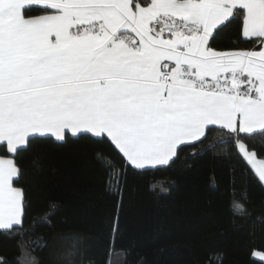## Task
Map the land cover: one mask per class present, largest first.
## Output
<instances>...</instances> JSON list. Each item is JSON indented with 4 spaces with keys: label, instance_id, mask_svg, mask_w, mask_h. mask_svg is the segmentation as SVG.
I'll use <instances>...</instances> for the list:
<instances>
[{
    "label": "snow or ice",
    "instance_id": "1",
    "mask_svg": "<svg viewBox=\"0 0 264 264\" xmlns=\"http://www.w3.org/2000/svg\"><path fill=\"white\" fill-rule=\"evenodd\" d=\"M226 32L235 40L223 46ZM210 131L264 187L250 146L264 143V0H0V232L23 234L19 157L37 142L106 146L120 164L97 159L119 195L130 171L170 167ZM33 244L17 264H38L47 242ZM128 254L113 239L107 264Z\"/></svg>",
    "mask_w": 264,
    "mask_h": 264
},
{
    "label": "trees",
    "instance_id": "2",
    "mask_svg": "<svg viewBox=\"0 0 264 264\" xmlns=\"http://www.w3.org/2000/svg\"><path fill=\"white\" fill-rule=\"evenodd\" d=\"M233 40L230 32L221 37L223 46ZM218 136L210 131L204 143L182 146L170 167L130 171L119 195L109 191L97 159L102 152L120 164L106 146L35 143L19 157L30 215L22 235L0 232V258L17 264L19 245L32 248L39 240L47 245L33 252L38 264H107L114 239L129 254L111 264H264L253 255L264 252V187ZM250 146L264 159V143ZM234 202L243 208L235 210ZM52 204L49 225L43 216ZM73 245L77 254L68 258Z\"/></svg>",
    "mask_w": 264,
    "mask_h": 264
},
{
    "label": "crops",
    "instance_id": "3",
    "mask_svg": "<svg viewBox=\"0 0 264 264\" xmlns=\"http://www.w3.org/2000/svg\"><path fill=\"white\" fill-rule=\"evenodd\" d=\"M0 156H2V155L0 154ZM255 252H261V251H257V250H256V251H254V253H255ZM257 258H258V257H257Z\"/></svg>",
    "mask_w": 264,
    "mask_h": 264
}]
</instances>
